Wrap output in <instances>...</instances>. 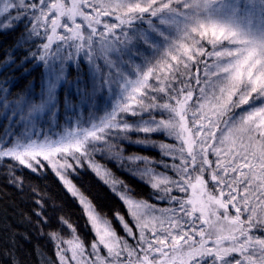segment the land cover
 I'll list each match as a JSON object with an SVG mask.
<instances>
[{"label":"snow or ice","instance_id":"1","mask_svg":"<svg viewBox=\"0 0 264 264\" xmlns=\"http://www.w3.org/2000/svg\"><path fill=\"white\" fill-rule=\"evenodd\" d=\"M17 32L0 176L46 244L22 257L32 236L5 215L7 264H264V0H0V35Z\"/></svg>","mask_w":264,"mask_h":264},{"label":"trees","instance_id":"2","mask_svg":"<svg viewBox=\"0 0 264 264\" xmlns=\"http://www.w3.org/2000/svg\"><path fill=\"white\" fill-rule=\"evenodd\" d=\"M18 34L19 32L15 34L10 33L8 35H0V65H2L6 49ZM16 75L19 76V73H16ZM0 77L2 78V76ZM125 178L131 179L130 177ZM34 182L38 183L42 189L46 188V190L55 196L58 201H63L65 204V212L72 216L74 222L78 221V227L81 232L86 231L84 228L85 221L80 214V209L72 198L62 189L54 176H49L47 180H38ZM81 183L92 198L95 199L110 215L114 210L120 207V202L103 185L96 181L95 177L91 176V174L85 175ZM133 183L135 182L133 181ZM31 213L32 203L28 195L9 186L4 177L0 176V223L3 222L5 215H7L9 218L8 222L13 224L19 232L23 233L27 231L32 236L31 243L24 240L20 241L23 246L20 252L22 257H26V254L31 251L33 245L36 243H40L41 245L46 244L45 240L37 239L36 234L32 232L30 226L25 223H20L22 219L21 214L30 215ZM47 249L51 254L52 245L48 244ZM0 264H7L2 255H0ZM28 264H33V262L29 260Z\"/></svg>","mask_w":264,"mask_h":264},{"label":"rangeland","instance_id":"3","mask_svg":"<svg viewBox=\"0 0 264 264\" xmlns=\"http://www.w3.org/2000/svg\"><path fill=\"white\" fill-rule=\"evenodd\" d=\"M1 78V77H0Z\"/></svg>","mask_w":264,"mask_h":264}]
</instances>
